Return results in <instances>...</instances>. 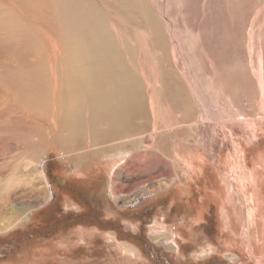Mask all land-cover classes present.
Listing matches in <instances>:
<instances>
[{
	"label": "rangeland",
	"instance_id": "374dc122",
	"mask_svg": "<svg viewBox=\"0 0 264 264\" xmlns=\"http://www.w3.org/2000/svg\"><path fill=\"white\" fill-rule=\"evenodd\" d=\"M146 2L165 48L135 11L133 42L116 30L148 114L127 147L83 156L90 135L81 148L56 141L0 75V220L19 223L0 233V264H264V0ZM32 4L0 11L34 17ZM6 42L3 63L22 70L24 41Z\"/></svg>",
	"mask_w": 264,
	"mask_h": 264
},
{
	"label": "bare ground",
	"instance_id": "6f19581e",
	"mask_svg": "<svg viewBox=\"0 0 264 264\" xmlns=\"http://www.w3.org/2000/svg\"><path fill=\"white\" fill-rule=\"evenodd\" d=\"M34 1L35 5H31L34 17L18 15V11L15 15L10 11H0V64L6 66L0 75L7 95L27 104L34 117L45 118L47 115L54 139L68 142L67 146L72 145V149L81 148L84 138L90 135L93 145L87 148L93 149L87 150L83 156L127 147L133 143L137 130L146 127L148 122L141 95L143 87L130 65L134 56L132 44L128 45L126 40L130 38L133 42V11L154 34L160 47L165 48L166 37H163L164 30L161 31L159 25L161 21L150 10L147 0H118V8L113 0L112 3L108 0L105 9L97 0ZM118 28L127 37L121 49ZM2 35L10 47L19 45V40L24 41V53L32 59L24 64L22 70L12 69L13 66L11 68L3 63L2 53L5 50L2 52ZM63 62H67L69 71H59ZM170 81L175 83L173 79ZM115 163L117 161L112 164ZM41 177L44 178L43 175ZM167 182L168 179L163 182L159 179V186ZM108 189L113 201L120 200V191L116 190L114 181ZM249 199V203L253 201ZM28 205L20 207L22 213L24 207L25 213L31 212L26 207ZM9 206L13 212L14 207L6 204V207ZM22 219L26 220V217ZM16 220L14 212L7 218L2 217L0 233L18 226ZM247 221L250 224L252 217L248 215ZM166 248L172 249L170 246Z\"/></svg>",
	"mask_w": 264,
	"mask_h": 264
},
{
	"label": "water",
	"instance_id": "95a60500",
	"mask_svg": "<svg viewBox=\"0 0 264 264\" xmlns=\"http://www.w3.org/2000/svg\"><path fill=\"white\" fill-rule=\"evenodd\" d=\"M56 182V181H55Z\"/></svg>",
	"mask_w": 264,
	"mask_h": 264
}]
</instances>
